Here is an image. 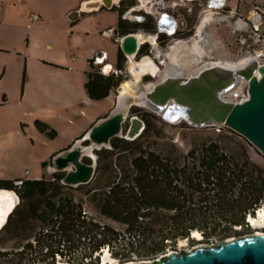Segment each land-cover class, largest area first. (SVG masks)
Wrapping results in <instances>:
<instances>
[{
	"label": "trees",
	"instance_id": "trees-1",
	"mask_svg": "<svg viewBox=\"0 0 264 264\" xmlns=\"http://www.w3.org/2000/svg\"><path fill=\"white\" fill-rule=\"evenodd\" d=\"M89 62L92 65V59ZM117 83L118 76L93 70L84 87L89 98L100 100ZM148 124L133 140L113 137L110 148L96 149L95 174L87 184H62V171L52 172L50 179H0V188L15 190L20 200L13 225L1 232L30 231L13 255L43 264H55L57 256L72 264H98L100 250L107 248L112 257L126 261L134 252L139 257L161 252L167 241L175 243L190 232L205 235L221 229L222 235L236 234V227L246 226V216L264 208L262 168L247 159L235 160L212 139L177 160L148 145ZM34 125L49 137L56 135L45 122L35 120ZM84 186L95 211L123 225L127 235L82 213L83 201L76 200L72 190Z\"/></svg>",
	"mask_w": 264,
	"mask_h": 264
},
{
	"label": "rangeland",
	"instance_id": "rangeland-1",
	"mask_svg": "<svg viewBox=\"0 0 264 264\" xmlns=\"http://www.w3.org/2000/svg\"><path fill=\"white\" fill-rule=\"evenodd\" d=\"M13 1L10 17L20 20L14 26L18 35L20 34L28 58L26 72H24V56H21L22 64L20 66H16V63L12 61L4 74H2L3 66L0 67V75L3 78L0 80V87L8 88L11 99V101L0 105V179H50L52 155L71 145L69 142L71 135L82 133L97 118L106 115L112 108V100H114V105L124 92L125 86L133 90L130 91L133 94L138 93L140 86L136 81L139 79L136 80L134 73V76L131 74L133 77L122 73L109 96L100 100L90 99L84 87L87 73L97 70L89 62L96 52L105 53L106 63L115 65L117 46L110 34L117 22L116 11L103 9L93 13L86 12L71 23L68 16L70 10L68 9L79 0ZM29 12L38 13L43 17L42 20H32ZM27 17H29L30 23L26 21ZM254 17H260L257 24L259 32L255 35L250 31L252 23H249V26L246 24V18ZM20 22L21 25H19ZM262 24H264V0H241L240 24L239 27H236L239 30L238 52L237 54L232 53V56H237V63L249 57H258L257 52L264 49V27L261 26ZM245 34H250L253 37L248 40L252 42L251 44H248L249 42L244 38ZM223 36L225 35L219 36V45L222 51L227 53L228 45H225ZM116 40L118 42V39ZM1 50L0 64L3 61L10 62V60L18 58L13 52ZM257 60L259 64H264L263 56L259 55ZM135 64L137 63L131 61L129 67L132 68ZM25 75L26 81L24 82ZM235 89L236 95L229 93L226 97L239 102L246 97V86L242 85L236 91ZM22 91H25V97L22 103H19L17 100ZM43 97H45L44 101ZM37 98L43 102L36 100ZM26 100L27 102H25ZM31 102L45 108L41 111L40 120L48 121L46 124L56 132L54 137L39 132L31 118L26 115V111L32 107ZM36 106L34 105V107ZM148 110L143 106H135L131 108V115L143 118L145 126H147L146 121L149 122L148 126L151 131L146 139L151 148L163 150L164 154H173L177 160H181V156L188 149L198 147L203 141L212 139L223 144L226 147L225 151L230 153L235 160L247 159L252 165L264 170V156L232 130L223 126H221L222 129L218 126L192 127L186 122L171 124L162 121ZM127 126L128 121L124 123L123 131ZM171 147L173 148L172 152L168 150ZM93 154L97 158L95 149ZM44 162H48V165L43 166ZM87 188L84 186L78 190L74 189L72 194L76 200L83 201V208L88 211V215L105 224L112 225L119 232L127 235L123 225L103 218L95 211L87 200L88 196L85 194ZM15 193L17 194V192ZM259 211L264 212V208L260 207L254 215L246 216L244 222L249 223H246V226L236 227L234 229L238 230L236 234L230 232L228 235L227 233L222 235L221 229L205 235H201L197 231L199 238L198 236L193 238L194 232L192 234L190 232L187 238H178L175 243L167 241L166 248L161 252L146 257H139L134 252L130 259L152 260L171 250L178 251L202 244L213 245L224 239H237L259 232L264 233V228H254L249 221L250 218H257ZM260 221L264 226V220ZM39 229L40 225H36L34 230L37 232ZM27 234H30L28 229L20 232L18 239L10 240L9 238L0 243V250H7L9 254L6 259L0 258V264H43L32 257L20 258V256L13 255L15 249L25 242L22 238ZM106 250L109 252L107 248L100 250L98 264H104L103 255L105 256ZM109 256L115 262H121L112 257L110 252ZM54 263L72 264L59 256L56 257Z\"/></svg>",
	"mask_w": 264,
	"mask_h": 264
},
{
	"label": "water",
	"instance_id": "water-1",
	"mask_svg": "<svg viewBox=\"0 0 264 264\" xmlns=\"http://www.w3.org/2000/svg\"><path fill=\"white\" fill-rule=\"evenodd\" d=\"M112 2L89 0L80 10H98L100 5L108 9ZM75 17V12L69 15L70 19ZM138 43L137 36L129 34L121 38L119 45L127 56H132ZM101 54L104 58L105 53L99 52L98 56ZM242 85L246 86V97L241 101L226 97L229 93L236 95L234 89ZM135 104L157 113L167 123L184 120L192 127H226L264 156V64H259L256 57H249L241 65L215 64L183 79L164 77L134 95L120 96L105 116L95 120L69 147L51 157V171L64 172L62 184L73 187L87 184L96 170L94 149L110 148L113 137L133 140L142 133L144 120L129 114ZM126 121L128 126L123 131ZM83 157H89L90 163L84 162ZM0 190L11 191L19 199L14 190ZM118 264H264V236L224 239L213 245L171 250L152 260L129 259Z\"/></svg>",
	"mask_w": 264,
	"mask_h": 264
},
{
	"label": "flooded vegetation",
	"instance_id": "flooded-vegetation-1",
	"mask_svg": "<svg viewBox=\"0 0 264 264\" xmlns=\"http://www.w3.org/2000/svg\"><path fill=\"white\" fill-rule=\"evenodd\" d=\"M240 8L241 0H113L108 9L100 5L98 10L86 12L93 13L103 9L117 12V22L110 34L117 46L115 65L107 64L105 56H98L99 52L91 58V64L97 68H94L95 71L104 75L119 77L126 73L133 77L129 70L130 62L137 63L149 58L155 72H147L136 81L140 86L138 92L145 90L147 86H153L164 77L183 79L196 75L207 66L235 64L237 56H232V53L238 52L239 30L236 27L240 24ZM246 21L248 26L249 23L253 24L250 25L252 34L259 32L257 24L260 17L246 18ZM261 26L264 27V24ZM139 33L145 39L137 44L132 56H127L120 48L121 38L129 34L137 36ZM221 34L225 35L222 38L225 45H228L227 53L219 45ZM244 38L247 41L253 39L250 34H245ZM257 53L264 57V49ZM98 58L103 59L97 62ZM135 106L139 105H132L131 108ZM152 113L164 121L157 113ZM19 202L17 199L0 232L8 224L13 225L11 219L14 218L13 213ZM17 223L21 222L17 220ZM19 233L11 229L1 232L0 243L9 238L18 239ZM8 255L7 250H0V258L6 259Z\"/></svg>",
	"mask_w": 264,
	"mask_h": 264
},
{
	"label": "crops",
	"instance_id": "crops-1",
	"mask_svg": "<svg viewBox=\"0 0 264 264\" xmlns=\"http://www.w3.org/2000/svg\"><path fill=\"white\" fill-rule=\"evenodd\" d=\"M87 1H89V0H79L78 3H75L71 7H69L70 9H68V10H70V11L68 12L69 13L68 16L71 15L73 12L76 13V17L74 19L69 18L72 21L71 23H73V21L76 20L79 16L86 13V11L80 10V6ZM13 2H14L13 0H0V51H2L1 49H3L5 52H13L15 55L18 56V58H16L15 60H10V62L3 61V63H1L2 65L0 64V67L3 66L2 74L5 73V71L8 68V65H10L12 63V61H14L16 63V66H20L22 64L21 56L25 57L24 72H26V68H27L26 60L28 58V55L24 51V46L22 45V39H20V34L18 35L17 29L14 26L16 24V22L18 23L20 20H15L14 17H10L12 15L11 6L13 5ZM29 15H30V18L32 20H39V19L42 20V18H43L40 15H38V13L31 12ZM26 21L28 23H30L29 17L26 18ZM21 24L22 23L20 22L19 25H21ZM1 79H3L2 75H0V80ZM27 80H28V78H27ZM25 81H26V75L24 76V82ZM109 94L107 96H109ZM24 97H25V91H22V94H21L20 98L17 100V102L22 103ZM44 98L45 97H43V101H44ZM36 100L43 102L42 100H40V98H37ZM8 101H11L8 88L6 86L0 87V105L5 104V102H8ZM25 102H27V100ZM35 102L34 103L31 102L32 107H31V109L26 111V115L29 116L33 122L35 120H39V121L45 122V123L48 122L44 119H43V121L40 120V116L42 114L41 111L45 110V108L40 107V106H36ZM113 102H114V100H112V106H113ZM33 104L36 107H34ZM101 117H103V116H101ZM101 117H99V118H101ZM99 118H97V119H99ZM90 125H89V127H90ZM85 131H83L82 133L79 132V133H74L73 135H71L69 138V142H71L70 144H72L79 136L84 134Z\"/></svg>",
	"mask_w": 264,
	"mask_h": 264
},
{
	"label": "bare ground",
	"instance_id": "bare-ground-1",
	"mask_svg": "<svg viewBox=\"0 0 264 264\" xmlns=\"http://www.w3.org/2000/svg\"><path fill=\"white\" fill-rule=\"evenodd\" d=\"M137 38H138V42H140V43L145 39V37L142 34L141 35L137 34ZM146 39H147V37H146ZM247 59L241 60L240 62L235 63V64H237V66L241 65V64L245 63ZM154 70H155V67L149 58H144L139 63L137 62V64L133 65L132 68L130 67V73L132 75H133V73L136 75V80H138L142 74H145L147 72L154 73L155 72ZM130 91H133V90H130V88L128 86H125L124 92L122 93V95H124V94L134 95ZM15 203H16V198L11 191L0 190V226L5 222L6 215L12 210ZM257 218H250L249 221L251 222L252 227L264 228L263 224H261V221H260L262 219L264 220V212L259 211V215ZM257 234L264 236V233H262V232L261 233L259 232ZM196 236H198V232H194L193 238H195ZM198 238H199V236H198ZM229 240L231 241L232 239H229ZM200 246H204V245L202 244V245H199L196 247H200ZM103 258H104V260H103L104 264H109V263L118 264V262H115L114 260H112V258L109 256V252L107 250L105 251V256L103 255Z\"/></svg>",
	"mask_w": 264,
	"mask_h": 264
},
{
	"label": "built area",
	"instance_id": "built-area-1",
	"mask_svg": "<svg viewBox=\"0 0 264 264\" xmlns=\"http://www.w3.org/2000/svg\"><path fill=\"white\" fill-rule=\"evenodd\" d=\"M82 213L83 214H88V211L83 208Z\"/></svg>",
	"mask_w": 264,
	"mask_h": 264
}]
</instances>
